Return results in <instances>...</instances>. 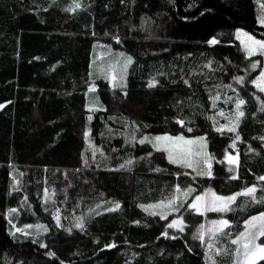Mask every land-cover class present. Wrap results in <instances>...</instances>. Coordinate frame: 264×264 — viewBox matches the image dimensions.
Returning <instances> with one entry per match:
<instances>
[{"label":"trees","instance_id":"trees-1","mask_svg":"<svg viewBox=\"0 0 264 264\" xmlns=\"http://www.w3.org/2000/svg\"><path fill=\"white\" fill-rule=\"evenodd\" d=\"M78 2L81 7L69 12L74 0H0V264H206L205 247L193 238L201 215L189 211L186 231L172 239L161 235L172 215L162 219L139 205L168 200L177 184L220 195L255 185L257 200L264 197V180L258 179L264 176V111L256 99L264 101V95L248 78L243 84L233 79L245 77L248 65L235 31L264 40L258 2ZM143 19H150L146 28ZM213 37L219 43H207ZM101 44L133 57L126 87H113L96 72ZM153 77L159 84L149 87ZM92 83L97 108L88 106ZM217 92L214 108L210 97ZM237 93L246 101L240 140L227 129L215 130L219 111L235 109ZM165 133L205 135L213 178L196 177L170 164L165 151L139 143ZM233 152L238 165L228 162ZM128 159L131 167L121 169ZM106 202L121 207L90 213L83 232L74 227L76 217ZM230 207L217 215L232 222L225 230L232 237L245 219L264 211V203L244 195ZM36 223L48 230L34 236L14 227ZM216 241L234 248L227 236Z\"/></svg>","mask_w":264,"mask_h":264},{"label":"snow or ice","instance_id":"snow-or-ice-1","mask_svg":"<svg viewBox=\"0 0 264 264\" xmlns=\"http://www.w3.org/2000/svg\"><path fill=\"white\" fill-rule=\"evenodd\" d=\"M123 3V0H121ZM264 7V5H261ZM81 4L78 0H74V3L66 9V11L74 12L76 9L80 8ZM258 22L261 25H264V17L258 19ZM238 33L240 30H237ZM250 43L245 44L246 52L249 56L253 55V53L257 50L260 51L262 55H264V40H256L253 36L249 35L248 33H244ZM117 42H119V36H115ZM207 43L209 44H217L219 41L213 37ZM190 55V54H189ZM120 57H125V53H119ZM133 63V57L131 55L126 56L124 63L120 66L119 62L110 66L109 70L105 73L106 78L110 77V81H115L117 79L116 72L117 70L123 72L126 71L127 67ZM212 61H209L205 67H211ZM258 67V62H254L251 64L252 69H256ZM233 79L240 84L245 82V77L243 76H235ZM175 83V81H173ZM183 83L188 87H191L189 80L184 79ZM251 83L258 88L261 93H264V67L255 79L251 80ZM159 84V81L153 77L148 81L149 87H155ZM119 85L113 83V87H117ZM125 86L126 85H122ZM228 88H232L231 85H227ZM93 86H89V91H93ZM235 91V89H233ZM124 95L126 96L127 93L125 92ZM210 99L213 101V107H216V101L220 99V94L217 92L214 96H211ZM231 99V98H229ZM257 100H260V97H256ZM227 102V101H226ZM261 102V110L264 111V101ZM235 103V112L230 114L231 119H229L228 124L220 125L216 127L215 130L217 132L223 133L224 129H227L228 132L236 133L235 140H240L241 137L237 132V125L240 118L244 117L245 113L242 110V106L245 105L246 101L239 96L237 93L236 99L234 100ZM2 107V105H0ZM220 116H224L223 110L219 113ZM91 119V117H89ZM213 120V125H215V117L211 118ZM180 125L185 124L184 119H179L177 121ZM188 132L192 131V128L189 127ZM261 140H264V137H260ZM135 140V137H133ZM148 142L152 145L153 148L156 150H163L168 153V162L173 165H179L184 168L192 169L195 173L196 177H208L213 178L212 173V155L204 149L207 147L206 136H196L194 138H186L184 135L178 136H171L167 133L163 135H157L151 139L147 136H144L139 140L140 144H144ZM235 146V141L233 142V147ZM195 149V152H194ZM95 152L93 153V156ZM151 155V153H149ZM193 155L201 157L200 160L194 161L192 159ZM228 162L230 164L234 163L236 158L234 156L229 155L227 157ZM86 163V162H85ZM203 164L205 167L203 170L198 166L199 164ZM133 164L132 159H128L124 161L123 164L119 165L121 169L123 168H130ZM155 171H161L160 168H156ZM177 176L180 175L178 172ZM187 175H192V173H187ZM260 180H264V176L258 177ZM175 193L167 200L165 204L164 201H160L158 204H149V205H139V207L143 208L145 211H149L150 209L162 208L164 211H167L169 214L171 213H179L181 208H190L195 210L197 213L203 215L205 212L211 210L215 212H228L231 211L230 205L235 202L237 196L244 195V196H251L253 202L257 203H264V197H261L260 200H257L254 193L256 192V186L252 185L249 187L244 188L241 192L233 193L229 196L217 195L215 192H211V190L205 191L202 194L195 195L190 203H185L181 201V193L183 194L184 199L186 200L187 197L192 195L196 192V189L193 188L191 185L186 186L184 189H181V186L177 184L175 186ZM209 192L211 193V197L209 198ZM45 197H48L47 189H45ZM107 203V202H106ZM100 205H97L99 208ZM121 207L119 202H112V207L105 208L104 211H115ZM11 212H15L16 209H11ZM90 211H92L90 209ZM164 211L156 212L152 211V215H159L162 219H167L164 214ZM56 215H54V219L56 220L57 225H60V217L58 215L59 209H56ZM99 214V213H97ZM134 223H139V221H134ZM231 221L228 219L221 218L219 220H214L211 222L209 227H205L201 225L198 229L197 233L194 234V239H199L200 241H205V235L209 236V241L207 243V247L209 250L210 255L206 256V259L209 261V264H217L216 257L222 256H230L232 258V264H258V261H264V240H261V237H264V211L257 213L256 215L250 216L249 218L243 221L244 229L239 231L235 237L233 238L231 233L224 231L227 228H230ZM31 225H25V228H31ZM42 228L43 231H47V227L40 225L38 226ZM74 227L79 229L80 231L85 230V218L83 216H79L75 218ZM168 228H175L179 231H184V221L181 216H178L176 219L171 220V223L167 225ZM68 232H71L72 229H66ZM17 232L22 231L21 229H16ZM15 235V233H12ZM28 235V233H24ZM161 235L167 237L168 233L162 232ZM227 236L229 237L230 244L235 246L231 250L228 247L220 248L216 247L215 244L212 242L213 240H219L221 237ZM175 239L176 237H171ZM42 247H46V245H42ZM105 248H112L115 247V244H106L104 245ZM191 251V248L188 249ZM49 256H55L54 252L47 253ZM63 264V261H61Z\"/></svg>","mask_w":264,"mask_h":264},{"label":"rangeland","instance_id":"rangeland-1","mask_svg":"<svg viewBox=\"0 0 264 264\" xmlns=\"http://www.w3.org/2000/svg\"><path fill=\"white\" fill-rule=\"evenodd\" d=\"M257 2H258V6H259V11H260V18L261 17H264V7L261 6V5H264V1L263 0H257ZM149 21H150V19H146V20H144L142 22V25H143L144 28H146L148 26ZM237 30H240L239 33H238ZM237 30L235 31L236 39L238 40L239 47L243 51V53H244V55H245V57H246V59L248 61V65H247V68H246V76H245V79L248 78V80H250V82H251L252 79H255L257 76H259V73L262 70V67H264V55H262L259 50L255 51L253 53V55H251V56H249L247 54L246 49H245V44L246 43H250V42L248 41V39L244 35V33H248L249 35L253 36L256 40H262V39H259V38L255 37L254 35H252L251 33L247 32L246 30H244L242 28H238ZM152 37H154V36H152ZM99 46L100 47L97 48L98 49V52H97L96 59H95V70H96V72L100 76H102L103 78L107 79L112 86H113V83H115V84H117V85H119L121 87H123L122 85H127V74H128V68H129V66L127 67L126 71L121 72V71L117 70V72L115 73L116 76H117V79L115 81H110V77L109 78H106L105 73L109 70L110 66L116 64L117 62H119L120 66H122L123 63H124V60H125L126 56H128V54L125 51L116 52L112 48H110V47H108L106 45L104 46V45L101 44ZM119 53H125V57H120L119 56ZM254 62H258V67L256 69H252L251 68V64L254 63ZM91 86H93L94 90L93 91H89V103H88V106L89 107L97 108V107L100 106V102H99V99L97 97L96 85H95V83H92ZM235 86H237V84ZM254 87H255V89L259 93H261L258 90V88H256L255 85H254ZM261 94L264 95V93H261ZM259 101H262V99L260 98ZM220 111H219V113H220ZM223 112H224V116H220L219 113H218V122H220V123L217 125V127H219L220 125L228 124L229 123V119H231L230 114H233L235 112V109H233L231 112H226L224 110H223ZM222 120H223V122H222ZM157 135H163V134L146 135V136L149 139H151V138H153V137H155ZM168 135H171V136L184 135L186 138H194L196 136H205V135H185V134H177V135L168 134ZM206 142H207V147L204 149V151H207L208 153H210L209 144H208L207 138H206ZM194 152H195V149H194ZM233 153H235V152H233ZM167 155H168V153H167ZM192 159L194 161H196V160H200L201 157H198L196 155H193ZM211 163L213 164V159H212ZM198 166L201 168V170H203V168L205 167L202 163L199 164ZM185 169L193 171L192 169H189V168H185ZM208 190H211V192H215L212 188L208 187V188H205L201 192H197L196 191L195 193H193L192 195H190L189 197H187L186 200L184 199L183 194L181 193V201H183L185 203V205H187V203H190L191 200L193 199V197L195 195L202 194V193H204L205 191H208ZM216 194L217 195H220L218 193H216ZM230 195H232V194H230ZM223 196H229V195H223ZM210 197H211V193L209 192V198ZM237 198H238V196H237ZM159 202H155V203H151V204L155 205V204H158ZM164 202L166 204L167 203V200H164ZM98 205H100L99 208H97V206H96V208H94V211H91V212L89 211L86 215H84V218L87 217V216H90V215H92L94 213H96L95 212L96 210H101V209L104 210V208L112 207V205L109 204V203H100ZM147 205H149V204H147ZM91 210H93V209H91ZM149 211L150 212H152V211L160 212V211H164V209H162V208H156V209H150ZM189 211H192L195 214L201 215L200 213H197L195 210L190 209V208H186V207L185 208H181V210H180L179 213H171V214H169L167 211H164V214H165L166 217L169 216V215H172V217L170 218V220L167 223V225L169 223H171V220L176 219L178 216H181L183 218V221H184V231H186L188 225L190 224L187 221V219H186V215H187V213ZM97 212H99V211H97ZM90 213H92V214H90ZM218 213H221V212H215V211L209 210V211L205 212L203 215H201L202 216V220L197 225L194 234L197 233V231H198V229L200 228L201 225H204L207 228V227L210 226V224H211L212 221L219 220V219L223 218L221 216H218L217 215ZM40 225L41 224L36 223L34 225H31L32 226L31 228H25V226L23 228H21V227H18L17 225H14V227L16 229H21L22 231H25V232L33 233V235L36 236V235H39L40 232H44L42 230V228L38 227ZM165 231L170 236H175V235H178V234L184 232V231L181 232V231H179L178 229H175V228H168V227L166 228ZM263 238L264 237H261L260 239L262 240ZM208 241H209V236L206 234L205 235V241L204 242L201 241V243L205 247V259H206V256L207 255H210L209 250H208V247H207ZM212 242L215 244L216 247H220V246H218L216 240H213ZM220 248H222V247H220ZM206 264H209V261L207 259H206ZM230 264H232V261H231Z\"/></svg>","mask_w":264,"mask_h":264},{"label":"water","instance_id":"water-1","mask_svg":"<svg viewBox=\"0 0 264 264\" xmlns=\"http://www.w3.org/2000/svg\"><path fill=\"white\" fill-rule=\"evenodd\" d=\"M231 155V156H234L236 158L235 162L233 164H236L238 165L239 164V159H240V156H239V153H228L227 154V157Z\"/></svg>","mask_w":264,"mask_h":264}]
</instances>
